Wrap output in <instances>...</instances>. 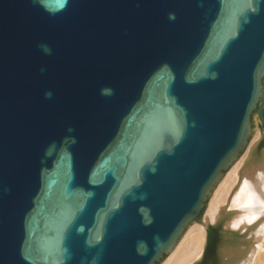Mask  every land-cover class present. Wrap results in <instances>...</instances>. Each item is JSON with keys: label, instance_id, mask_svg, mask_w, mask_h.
Returning <instances> with one entry per match:
<instances>
[{"label": "water", "instance_id": "95a60500", "mask_svg": "<svg viewBox=\"0 0 264 264\" xmlns=\"http://www.w3.org/2000/svg\"><path fill=\"white\" fill-rule=\"evenodd\" d=\"M264 130V0H0V264H160Z\"/></svg>", "mask_w": 264, "mask_h": 264}, {"label": "bare ground", "instance_id": "6f19581e", "mask_svg": "<svg viewBox=\"0 0 264 264\" xmlns=\"http://www.w3.org/2000/svg\"><path fill=\"white\" fill-rule=\"evenodd\" d=\"M221 220L227 229L234 230L223 233L221 264H241L247 246L264 239V130L260 127L243 157L221 180L205 215V226L192 228L166 264H193L198 260L205 247L207 226Z\"/></svg>", "mask_w": 264, "mask_h": 264}, {"label": "rangeland", "instance_id": "374dc122", "mask_svg": "<svg viewBox=\"0 0 264 264\" xmlns=\"http://www.w3.org/2000/svg\"><path fill=\"white\" fill-rule=\"evenodd\" d=\"M252 123H253L252 124L253 133L259 127L261 128V124L259 123V120H258V117H257L256 114L253 116ZM253 133H252V135H253ZM252 135H251V138H252ZM251 138H250V141H251ZM250 141H249V143H250ZM248 144L245 147V150L247 149ZM245 150H244V152H245ZM240 158L241 157H239V159ZM232 166L226 171V174L230 171ZM220 185H221V181H219V183L213 189L211 195L208 197L207 203H206L205 208H204V212L205 213H202L198 217V219L196 221L192 222L187 227L184 235L179 240L178 244H180L182 242V240H184V238L187 236V234L189 233V231L192 228H194V227H204L205 226V222H204L205 215H206V213H207V211L209 209V205L211 204V202H212V200H213V198L215 196V193H216L217 189L220 187ZM227 231L229 233H233L234 232L233 229L231 230V229H227L226 228V226L224 225V220L219 221L218 224L215 225V226H207L205 247L203 249L202 256L198 260L193 262V264H221L223 260H222L220 251H221L222 243L224 241L223 233L227 232ZM256 244L252 245V246H247V248L243 251V257H241V264H264V253H263L264 252V239H262L261 241H259ZM177 246L178 245L175 246V248L173 249V251L171 253L165 255V257L160 261V264H166V262L171 257V255L173 254V252L175 251ZM260 252L263 255H260Z\"/></svg>", "mask_w": 264, "mask_h": 264}]
</instances>
